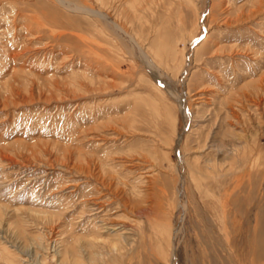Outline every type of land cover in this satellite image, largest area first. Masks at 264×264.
Masks as SVG:
<instances>
[{
  "label": "rangeland",
  "instance_id": "1",
  "mask_svg": "<svg viewBox=\"0 0 264 264\" xmlns=\"http://www.w3.org/2000/svg\"><path fill=\"white\" fill-rule=\"evenodd\" d=\"M0 264H264V0H0Z\"/></svg>",
  "mask_w": 264,
  "mask_h": 264
},
{
  "label": "bare ground",
  "instance_id": "2",
  "mask_svg": "<svg viewBox=\"0 0 264 264\" xmlns=\"http://www.w3.org/2000/svg\"><path fill=\"white\" fill-rule=\"evenodd\" d=\"M86 12V11H85ZM151 64H152V62H151ZM167 89H168V91H170V93L171 94H174V92L171 90V89H169L168 87H167ZM176 94V93H175Z\"/></svg>",
  "mask_w": 264,
  "mask_h": 264
}]
</instances>
